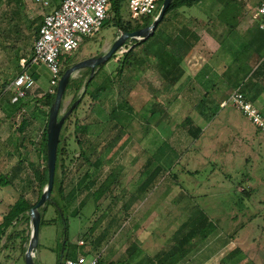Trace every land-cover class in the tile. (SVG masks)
<instances>
[{
	"label": "rangeland",
	"instance_id": "374dc122",
	"mask_svg": "<svg viewBox=\"0 0 264 264\" xmlns=\"http://www.w3.org/2000/svg\"><path fill=\"white\" fill-rule=\"evenodd\" d=\"M20 1L23 7H19L17 0H0V176L5 174L12 178V182L0 188V206L21 195L32 202L36 201L39 183L35 169H42L45 165L42 140L48 115L38 106L40 99L50 91L49 69H35L38 84L42 86L28 97L20 99L16 107L10 104V91L6 88L19 72L20 58L30 60L33 55L38 27L46 11L36 0ZM229 1L231 6L227 4ZM247 1L248 5L246 2L242 6L237 0H199L192 6H181L170 14L164 35L187 32L189 37L195 39L188 55L195 51L201 57L212 58V62L207 65L213 72L210 78L206 77L207 68L196 76L185 75L184 60L181 64L184 73L174 85L163 81L157 69L148 63L143 65L142 71L127 69L119 75L117 67L120 60L135 44L128 40L126 47L112 55L97 73L91 89L98 85L105 86L106 90L100 99L94 100L86 94L85 80L79 92L68 89L60 111V117H66L61 145L69 147L77 160L66 158L63 166L60 154L57 162L58 184L53 193L56 203H49L45 210L40 208L41 214L44 212L40 227L42 243L47 239L53 249H42L45 252L43 261L38 259L36 264H57L63 252L67 256V252L73 248H84L79 245L80 238L88 237V231L112 201L117 202L114 209L117 212L125 210L128 202L134 203L133 208L125 210L118 217V226L114 228L115 237L106 244L107 248L122 238V232H131V227H135L137 236L140 229L141 238L137 239V236L135 243L142 244L146 254L132 261L138 264L144 257L154 255L167 244L173 232L187 218L186 207L188 203L194 205V197L196 203L215 221L216 227L211 229L206 238L198 234L191 239L176 255V264H264V222L260 223L263 228L257 230L258 235L256 221L252 222L257 217L264 221V133L231 104L222 106L227 99L221 103V107H227H218L216 117L209 121L204 118V110L199 107L201 101L207 100L208 109L211 101L218 102L230 96L234 88L249 92L253 89L252 85L245 86L243 75L236 78V71L240 70V58L247 54L250 39L256 30L254 23L242 24L240 20L248 17L253 19L255 8L261 2ZM128 4L125 1L122 5V19L124 23L134 24L137 20L132 19ZM110 14L111 17L115 14L112 6ZM121 33L114 21L105 22L102 30L95 36L86 37L78 50L61 55L62 70L86 58L105 54ZM212 42L215 45L219 43L220 49L228 56L227 72L222 76L218 67L220 52L219 49H211ZM136 50L141 54L143 47L139 46ZM260 56L256 66L264 59L263 55ZM88 76L91 77V70L85 67L76 72L73 78ZM127 92H130L129 98L138 113L127 123L121 139L112 145L120 127L115 120L111 121V113ZM73 102L77 105L81 103L80 107L76 111L70 109L67 113ZM155 103L160 112L149 116ZM24 118L30 123L24 133H20L19 127ZM232 118L247 126L248 132L236 129L230 122ZM85 123L90 126L88 137L96 143L92 159L99 156L104 162L101 176L93 188L64 198L59 191L62 179L66 185L65 194L68 195L85 174L89 176L95 171L89 173L92 166L79 156V146L75 142V131ZM192 126L202 128L198 139L190 132ZM25 136L32 142L29 147L27 145L18 150L12 147L16 137L19 145ZM164 140L180 151V162L173 171H164L159 176L154 190L142 193L139 186L144 178L145 159ZM20 160L23 161L22 165ZM18 167H21L19 172ZM113 170L115 174H121L122 179L114 184L107 200L97 202L93 192ZM174 174L180 175V182ZM250 187L254 188V193ZM248 190L247 194L245 191ZM149 197L152 198L151 208L147 204ZM81 200H86V204L80 208L78 204ZM256 207L259 209L257 214ZM155 211L158 217L153 215ZM23 223L17 226L20 238L14 237L8 242L0 264H27L24 245H29L31 222L24 219ZM21 227L24 229L20 230ZM65 240L68 241L66 248ZM139 264H146V261Z\"/></svg>",
	"mask_w": 264,
	"mask_h": 264
},
{
	"label": "trees",
	"instance_id": "16d2710c",
	"mask_svg": "<svg viewBox=\"0 0 264 264\" xmlns=\"http://www.w3.org/2000/svg\"><path fill=\"white\" fill-rule=\"evenodd\" d=\"M17 1L19 4V7H23V4L21 3V1L20 0H17ZM125 1H129V0H111L109 13H111V6H112V10L115 12V14L113 17H111V14H110V17L107 19L106 23H108L109 21H114L116 25L118 26V28L121 29L122 32H131L137 29L148 27L153 23L154 17L152 16H148L146 18L137 20L135 21L134 24L130 22L124 23L122 19L121 8ZM197 1L199 0H175L171 4V6L168 8L164 18L158 24L155 32L152 35H150L148 38H146L145 40L136 41L135 44L128 49L124 57L119 62V66L117 67V74L122 75L124 70H127V69L130 71H142L141 68L143 67V65L148 63L150 66H154L157 69L163 81H167L168 83H170V85H174V83L184 73L181 67V64L184 58L186 57V55H188V53L193 49L194 44H195L194 43L195 39H193L192 37H189L187 32L186 33L177 32L176 34H174L173 32V33H168L164 35L165 26L167 22L170 20V14L174 13L181 6H184V5L192 6ZM162 3H160V7L158 9L157 14L159 13L161 9ZM227 4H230L231 6V1L227 2ZM254 33L255 34L252 36L251 42L253 45L257 44L255 47L257 52H259L261 55L264 56V53H263L264 31L258 29ZM139 46L143 47V52L141 54L138 53L136 50ZM18 61H19V57H18ZM103 66L104 64L96 68L95 75L93 76L92 79H90V76L82 77L80 79H74L72 77L67 86L63 99H65L68 89L73 88L75 92H79L83 86L84 80L86 81L85 82L86 94L91 95L92 99L94 100L100 99V97L106 90L105 86L98 85L97 87L93 89H91V87L97 76L98 71ZM18 67H19V72H18L19 74L24 69L21 67L20 64L18 65ZM27 70L34 76L36 75L34 67L33 68L28 67ZM64 72L65 70L64 71L62 70V74ZM262 74H264V59L263 61H261V63L259 64V66L254 71L251 77L253 79V77H257ZM252 79L249 78L248 82L246 81V83H244L246 84L245 86L250 85L251 82H253L251 81ZM9 85L7 84L6 88H9ZM239 89L241 92L244 93L247 99L251 101V98L248 95L249 91L248 90L245 91L246 89L244 90L241 88ZM234 90H232V92ZM56 91H57V86L55 87V90L53 92L48 91L46 95L43 97V99H40L41 103L38 106V109L43 111L44 113L47 112L48 119H49V113H50L51 106L55 102ZM129 94L130 92H127L124 95L122 102L118 106H116L114 108V111L111 113V121L115 120L118 127H120L118 134L114 137L112 145L121 139V137L125 134V127L127 123H129V120L132 117L136 116V114L138 113L136 112L135 106L131 103ZM207 97H209V95ZM229 97L230 96H228V98ZM208 101L210 102V100ZM75 103L76 102H73L70 105L67 113L70 112V109L73 107ZM200 103L201 104L199 107H201L204 110L202 112V115L207 121L212 120L213 118L216 117L219 111L218 107L222 108L221 103L217 102L216 100L211 101V106L208 109L206 108L207 100H203ZM80 104H78L74 108L75 111L78 109V107H80ZM156 104L157 103H155L154 106L151 107L152 113L149 116L156 115L158 111ZM62 106H63V101H62L61 108ZM45 108H47V111H44ZM159 109L161 110V108ZM158 121L160 122V120ZM187 121H190V119H188ZM28 124H29V120L24 118L19 127L20 133H23L25 131ZM47 124H48V121H47ZM65 126H66V122L62 128L63 130ZM89 128L90 126L88 123L79 125L78 131H75V142L79 146V150H80L79 156L83 158L90 166H92L89 173L92 170H95V171H93V174L90 173L91 175L89 174V176L85 174L78 182V185H76L69 192L68 195L65 194V185H64V180L62 179L59 182V191L62 197L64 198L74 197L75 193L78 191H83L84 189L88 190V189L93 188L98 183V180L101 176V169H102L104 162L99 156L95 160L92 159L93 152L96 151L95 150L96 143L95 141H91V139L88 137ZM63 130L61 131V135H60L57 162L59 161L60 156L62 155L61 156L62 165L65 166L66 158H69L70 160H77V157L75 153L72 154V152H70L69 147H65L64 145H61L63 141V133H62ZM190 132L192 133V136L195 139H198L201 135L202 128L199 126L197 127L192 126L190 129ZM47 138H48V135H47V125H46L44 134H43V140H42L43 141L42 151L44 154L45 165L42 169H39V168L35 169L36 180L39 183V192L37 193V199L36 201L32 202V201L27 200L26 197L22 195L13 205H11L9 211L5 213L3 221L0 224V254L5 248V244L3 243L4 237L8 236V238L9 237L11 238V236L14 233L13 231L9 232V229L13 228L14 226L16 227L18 222H20L21 220H24V219L30 220V211L39 201L44 191V188L48 184L49 171L47 167ZM28 142L29 140L25 136L22 138L21 144H23V146H27ZM181 157L182 155L180 151L177 150L176 147L171 145L166 140L162 141L160 145L156 148V150L153 153H150L145 159L144 170L142 172V175L144 176V178H143L142 184L139 186L140 192L146 191L154 183L158 175H160L163 171H166V172L173 171L175 166L179 164L180 162L179 160L181 159ZM20 162H21L20 164L22 165L23 161L20 160ZM20 170H21V167H18V172ZM57 170H58V165L56 167V175H55V183H54L53 192H52L51 198L43 206V210L47 208V205L49 203H53V204L56 203L53 197V193H54L55 187L58 184ZM174 176L176 180L180 182L178 175L174 174ZM121 179H122L121 174H115V170L111 171V173L105 177V179L100 183L98 188H96V190L93 192V197L95 198V200L97 202H100L103 199L107 200L110 190L113 188L114 184L119 183ZM8 182H12V178L9 175L2 174V176H0V187H2L3 184H6ZM245 192L248 194L249 190ZM190 197L188 198L191 199ZM69 200H72V198ZM193 200H194L193 201L194 205L190 206L188 205L189 203L187 204V207H186V211L188 213L187 218L173 232L167 244L154 255H147L146 257H144V259L138 262V264L145 262V261H146V264H176V261H175L176 255L179 252H181V250L186 246V244L189 241H191V239L196 237L198 234H200L203 238H206L208 234L211 232V229H214L216 227V224L211 221L210 216L207 214V212L196 203L195 197ZM85 204H86L85 202L82 203V207ZM111 205H112L111 203L108 205L107 210H109ZM57 206L58 208H61L60 205H57ZM43 214L44 212H42L41 214L42 220H43ZM42 220H41V223H42ZM100 222L101 221L99 218L98 222L95 223L93 227L99 224ZM67 242H68L67 240H65L64 242L65 248L67 246ZM129 251H130L131 256H135V258L139 256L140 254V251H138L136 245L134 247L129 248ZM83 255H86V254H83ZM65 257L73 258L70 250L69 252H67V256ZM62 261L63 260H61L60 264H62ZM100 264H102V260L100 261Z\"/></svg>",
	"mask_w": 264,
	"mask_h": 264
},
{
	"label": "built area",
	"instance_id": "2783aa9c",
	"mask_svg": "<svg viewBox=\"0 0 264 264\" xmlns=\"http://www.w3.org/2000/svg\"><path fill=\"white\" fill-rule=\"evenodd\" d=\"M44 8L51 6V0H36ZM59 5L43 13V21L33 46L30 60L21 57L20 64L24 69L10 82L9 91L13 103H17L35 91L37 80L27 70L33 65H44L50 73V91L58 86L62 76L61 55L79 49L86 37L98 34L110 17L111 0H59ZM162 0H129V11L132 19L140 20L148 16L157 17ZM157 14V15H156ZM258 26L264 31V2L254 12ZM124 45L121 48H125ZM127 51V49H126ZM30 63V64H29ZM231 104L260 131L264 133V112L247 99L239 88L235 89L223 105ZM101 253L79 255L66 258L62 264H100Z\"/></svg>",
	"mask_w": 264,
	"mask_h": 264
},
{
	"label": "crops",
	"instance_id": "0c3cea01",
	"mask_svg": "<svg viewBox=\"0 0 264 264\" xmlns=\"http://www.w3.org/2000/svg\"><path fill=\"white\" fill-rule=\"evenodd\" d=\"M237 1H240L239 3L242 6L246 2H247V5H248V1L247 0H237ZM59 2H60L59 0H51V6H50V8H46V11L45 12L51 11L54 7H56V6L59 5ZM261 2H264V0H261ZM42 21H43V15H42L41 23H42ZM240 23H242V24H248V25L251 24V23L252 24L254 23V26L256 27V30H258V29L261 30L259 28V26H258V21L256 19H254V18L251 19V18L248 17L245 20L244 19H241L240 20ZM237 25H238V23H237ZM244 26H246V25H244ZM39 27H38V31H39ZM240 30H242V29H240ZM251 40L252 39H250V45H248L249 46V50L247 51V54L244 55L243 57L241 56V58H240L241 59L239 61V64H240L239 65V68H240V70L239 71H236V78L239 77V76H241V75H243L244 83H246V81L248 82V79L249 78L252 79V77H251L252 74L254 73V71L257 69V67L261 63L260 62L258 64V66H256V64L260 60L261 56H260V53L257 52V50L255 48L257 44H254L253 45L252 42H251ZM211 47H212L211 48L212 50H213V48L214 49L216 48L215 50L219 49V52L220 53L218 54V59H219L218 60V67H219V70H220V76H222L223 73H226L227 72L226 66H227V58H228V56H227V54L225 52H223V50L220 49L219 43H218V45H215L213 43ZM210 61L212 62V58L201 57L200 55L197 54V52L193 51L183 61V67L186 70V73H184V74L185 75L186 74H190V76H196L203 69L207 68L209 71L207 72L206 77L207 78H210L211 77V74L213 73L210 70L211 68H208L207 67V65L210 63ZM215 62H217V61H215ZM31 67L32 68L34 67V69H37L39 71H41V67L46 68V66H44V65H33ZM35 72H37V71L35 70ZM34 77L37 80V87H36L35 90H38L37 88H39V86H42V85L38 84L39 78L36 77V75ZM186 78H189V80H191L190 77H186ZM251 81H253V82H251L250 86L252 85L253 86V89H252L251 92L248 93V95L250 96L251 101L264 112V74L259 75L257 77H253V79ZM227 98L228 97H224L223 99H221L218 102L222 103V101L225 100V99H227ZM11 99H12V96H11V93H10L9 102H10V104L13 107H16L15 105L16 104H19V103L18 102L17 103H13L11 101ZM226 107H222V108H226ZM230 122H231V124L233 126H235L236 129H239V131L245 130V132H248V129L249 128L247 126H244L237 119H233L232 118V120H230ZM46 125H47V122L45 123V126H44V129L43 130H45ZM28 126H29V124H28ZM27 127H26V129H27ZM26 138L29 140V142L27 144L28 147H29V145H30L29 143H32V142L30 141V139L28 137H26ZM21 143H22V139H21V141H20V143L18 145V137H16V141L13 142L12 147H14L17 150H18V147L19 148H21V147H27V146H23V144H21ZM261 144H262V142H261ZM233 155H234V153H233ZM160 175H158V177L156 178V180L154 181V183L146 191H144L142 193H147V192H150L151 190H154L156 188V187L154 188V185L158 182L157 180H159V176ZM249 189H250L251 192L254 193V188L250 187ZM14 192L17 193L16 190H14ZM165 196L166 195L164 194V197ZM20 197L17 198L15 196L16 199L14 198V200H11L5 206H0V224L3 221V218H4L5 213L8 211V209H10L11 205H13ZM133 198H135V195H134ZM151 201H152V198L149 197L148 198V203H147L148 206H149V208H151L150 207V202ZM84 202L86 203V200H81L79 202V204H78L79 205L78 207L81 208L82 207V203H84ZM115 202L116 201L110 202L112 204L111 207H110V210H106V211H104L103 214H101V216H100V221L101 222L99 224L95 225L94 227H91L90 228V230L88 231V234H89L88 237L86 239L85 238H83V239L80 238L79 245H81L84 248H82L81 250H79V249L78 250H75L74 248H73L74 250L73 249H72V251L70 250L71 251V255L73 256V258H76V257H78L79 255H82V254H86L89 257L91 255H95L97 253H101V255H102L101 256L102 264H134V262H132V261H135L138 257L143 256L144 254H146V252L143 251L142 244L135 243V240H136L135 238H137V236H138L137 239H139V237L141 236L140 229L138 230V234L139 235L136 236L137 233L135 234V231H136V228L135 227H131V229H130L131 232H129L128 230L126 232H122V234H121L122 235V238L117 243L113 244L110 248H107V245L106 244L109 241H111L112 237H115L114 228L118 226V217L119 216L121 217L122 214H123V212H125V210L127 211L129 208H133V203H134L133 201L132 202H128L125 205V207H126L125 210H121L120 212H117L116 210L114 211L115 206L117 207V202L116 203ZM173 203H174V197H173ZM256 208H257V211L255 210V214H257L259 212L258 211L259 210L258 207H256ZM156 214H157V211H155L153 215H155L156 217H158L159 214L158 215H156ZM211 221L212 222H215L213 220H211ZM254 221H256V234L258 235V231L257 230L263 228L262 227L263 225L260 226V223H262L264 221L263 220H260V218H258V217L256 218V220H253L252 222H254ZM23 222H24V220H21L20 222H18L17 226L19 224H24ZM17 226L16 227L14 226L13 228L9 229V232H12V231L14 232L13 235L11 236V238L10 237L8 238V236H5L4 239H3V243L5 244V248L3 249L2 253L0 254V261H1V256H3L4 252L7 249L6 248V245L8 244V242H10L12 240V238H14V237H18V239H19L20 236H21L19 234V231H18V227ZM23 229H24L23 227L20 228V230H23ZM118 234H119V232H118ZM148 236H150V235H148ZM122 239H124V241H122ZM135 245L137 246L138 251H140L139 256H137L136 258H135V256H131L130 251H129V248L134 247ZM24 246H25L24 249L27 250L28 245H24ZM42 249H44L45 251L47 249L48 250H52L53 247L50 245V243H49V241L47 239L45 240V243L44 242L42 243V237L39 236V244H38V247H37V250H36V253H35V257H34L35 262L38 261V259H40L41 261H43V256H44V253L45 252H43ZM65 258H67V257H65V252H63L60 255V258H59L57 264H60L61 260H65Z\"/></svg>",
	"mask_w": 264,
	"mask_h": 264
},
{
	"label": "water",
	"instance_id": "95a60500",
	"mask_svg": "<svg viewBox=\"0 0 264 264\" xmlns=\"http://www.w3.org/2000/svg\"><path fill=\"white\" fill-rule=\"evenodd\" d=\"M174 1L175 0H163L161 9L157 17L154 19L153 23L150 26L137 29L131 32H122L121 35L115 40V42L113 43V45L111 46L108 52H106L103 55H99L97 57H90L81 60L75 63L74 65L70 66L69 68H67L65 72L62 74L59 84L57 86L55 102L53 103L50 109L49 119L47 124V135H48L47 167L49 171L48 184L45 187L39 201L30 211L31 236H30L28 248L25 253L27 264H36L34 257L39 244L40 227L42 220L40 208L43 207L45 203L51 198L54 188L60 135L66 120L65 116L60 117V111H61L63 97L71 78L80 69L89 67L91 68L90 79H92L96 68L106 63L112 57V55L116 54L121 47L127 44L128 40L130 42H136L148 38L150 35H152L155 32L158 24L164 18L168 8L171 6V4ZM76 106L77 103L73 105L71 111Z\"/></svg>",
	"mask_w": 264,
	"mask_h": 264
}]
</instances>
